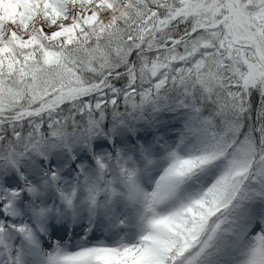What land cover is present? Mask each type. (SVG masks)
I'll use <instances>...</instances> for the list:
<instances>
[{
    "label": "snow or ice",
    "instance_id": "snow-or-ice-1",
    "mask_svg": "<svg viewBox=\"0 0 264 264\" xmlns=\"http://www.w3.org/2000/svg\"><path fill=\"white\" fill-rule=\"evenodd\" d=\"M0 264H264V0H0Z\"/></svg>",
    "mask_w": 264,
    "mask_h": 264
}]
</instances>
